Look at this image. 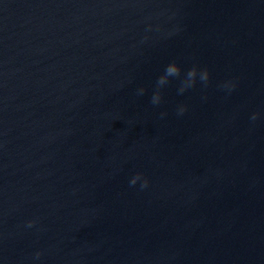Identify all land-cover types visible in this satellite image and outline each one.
<instances>
[{
    "label": "water",
    "instance_id": "95a60500",
    "mask_svg": "<svg viewBox=\"0 0 264 264\" xmlns=\"http://www.w3.org/2000/svg\"><path fill=\"white\" fill-rule=\"evenodd\" d=\"M0 264H264V0H0Z\"/></svg>",
    "mask_w": 264,
    "mask_h": 264
},
{
    "label": "clouds",
    "instance_id": "9594fccd",
    "mask_svg": "<svg viewBox=\"0 0 264 264\" xmlns=\"http://www.w3.org/2000/svg\"><path fill=\"white\" fill-rule=\"evenodd\" d=\"M183 73V76H182ZM210 71L208 68H201L198 65H193L186 72L183 71L180 64L176 61L170 62L164 69L163 74H161L155 84V90L151 96L150 103L154 106H159L163 102V89L170 83L172 78L180 79V85L177 90L178 94H183L187 90L196 86L197 82H201L205 87H207L210 81ZM182 76V78H181ZM221 88L226 89L229 93L233 91L236 87V84L232 80L224 81L221 85ZM146 89L141 87L137 90V95H144ZM187 105L181 104L177 107V115L183 116L187 111ZM167 115V113L162 112L161 117ZM259 117V113H253L251 120L255 121ZM143 180L141 188H146L149 184V180L143 176V173H137L130 180V185L134 186L138 181ZM36 224L35 220H29L26 224V227L32 228ZM42 256V252H36L34 255L35 260H39Z\"/></svg>",
    "mask_w": 264,
    "mask_h": 264
}]
</instances>
